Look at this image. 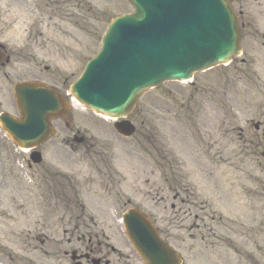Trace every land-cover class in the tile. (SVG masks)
<instances>
[{
  "label": "rangeland",
  "instance_id": "rangeland-1",
  "mask_svg": "<svg viewBox=\"0 0 264 264\" xmlns=\"http://www.w3.org/2000/svg\"><path fill=\"white\" fill-rule=\"evenodd\" d=\"M230 1L241 14L242 49L231 64L196 74L191 83H164L143 94L127 118L136 128L129 139L115 132L112 120L72 101L69 144H62L64 133L57 128L42 156L43 163L50 159L63 168L69 164V173L80 178L96 174L102 158L114 159L122 174H151L154 189L170 186L169 221L178 227L185 220L191 227L185 241L175 245L183 264H264V0ZM10 4L9 36L0 38L9 49L20 45L22 30L35 29L36 23L22 17L18 0ZM129 12L127 0H69V27L61 34L53 28V46L32 53L35 62L27 55L21 80H38L63 95L61 86L66 91L98 51L110 19ZM14 79L6 85L2 110L17 116ZM77 132L85 144L73 142ZM22 160H28L27 152L0 133V264H7L9 249L26 257L22 264H69L63 256L66 245H45L47 253L34 250L39 249L31 240L34 224L25 226L19 204L12 202L21 195L7 193L21 189L11 169L28 186ZM186 196L195 206L183 218L189 206L179 202ZM28 211L35 215L34 209ZM7 213L15 217L13 223L5 219ZM53 232L59 239L65 230ZM24 239L30 243L25 254L16 251Z\"/></svg>",
  "mask_w": 264,
  "mask_h": 264
},
{
  "label": "water",
  "instance_id": "water-1",
  "mask_svg": "<svg viewBox=\"0 0 264 264\" xmlns=\"http://www.w3.org/2000/svg\"><path fill=\"white\" fill-rule=\"evenodd\" d=\"M128 2L134 13L110 23L98 54L69 88L70 95L95 114L125 118L149 89L164 82H187L194 73L227 65L241 53L237 17L227 0ZM14 95L22 119L2 116L0 123L23 150L51 137V120L70 110L64 99L38 84L16 85ZM114 128L123 137L135 130L128 121ZM30 158L35 164L41 160L37 152ZM123 225L145 264L181 263L140 212L125 213Z\"/></svg>",
  "mask_w": 264,
  "mask_h": 264
},
{
  "label": "flooded vegetation",
  "instance_id": "flooded-vegetation-1",
  "mask_svg": "<svg viewBox=\"0 0 264 264\" xmlns=\"http://www.w3.org/2000/svg\"><path fill=\"white\" fill-rule=\"evenodd\" d=\"M10 2L12 0H0V25L4 27L6 22L5 29H0V38L9 36ZM17 6L23 18L30 17L28 20L36 23L35 29L22 30L21 40L18 41L20 45L9 49L8 45L0 42V113L4 111L6 85L11 84L13 78L17 79H14L12 87L22 81L20 66L28 64L27 55L35 62L32 53H45L53 46V28L61 34L69 27V0H18ZM239 16L241 18V14ZM53 124L64 133L62 144L66 147L69 144V120L58 118L53 120ZM76 139H81V144L86 143L79 132L73 142ZM49 141L37 148L41 156L46 154ZM21 166L29 172L28 186L11 169V175L21 189L8 190L7 193L21 195L18 201L14 199L12 202L19 204L18 215L25 220V226L34 224L31 240L39 246L34 250L47 253L42 249L45 245H66L69 250L63 256L66 258L69 254V264H143L121 223L122 214L131 208L143 212L159 238L174 248L176 242L185 241L186 230L191 228L187 227L185 220L178 223V227H173L169 221L170 186L154 189L151 174H122L114 159L102 158L96 174L90 173L81 178L69 173V164L63 168L50 159L37 165L22 160ZM183 191L188 192L187 189ZM190 195L195 198L194 194ZM155 198L160 200L155 201ZM186 199L179 202L189 206L187 211L183 209V218L195 206L194 200L189 201L188 196ZM171 208L175 209V206ZM31 209L35 210V215L28 211ZM5 219L12 223L15 221L10 213L5 214ZM190 226H196V223ZM57 229L65 230L59 239L53 232ZM176 234L180 238L176 239ZM25 241L17 244V252L26 253L30 243ZM6 256L7 264H22L26 259L24 255H16L13 249H9Z\"/></svg>",
  "mask_w": 264,
  "mask_h": 264
}]
</instances>
